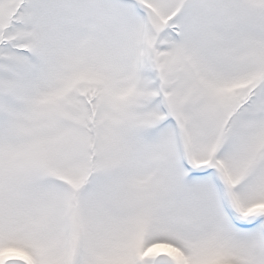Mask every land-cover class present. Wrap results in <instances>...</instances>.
Here are the masks:
<instances>
[{"label": "snow or ice", "instance_id": "6c2138e0", "mask_svg": "<svg viewBox=\"0 0 264 264\" xmlns=\"http://www.w3.org/2000/svg\"><path fill=\"white\" fill-rule=\"evenodd\" d=\"M0 264H264V0H0Z\"/></svg>", "mask_w": 264, "mask_h": 264}]
</instances>
